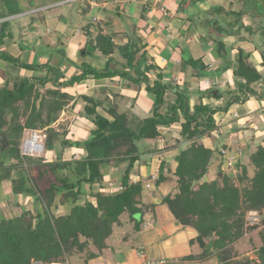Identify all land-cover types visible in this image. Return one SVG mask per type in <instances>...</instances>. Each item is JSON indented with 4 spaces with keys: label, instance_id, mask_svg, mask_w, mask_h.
Masks as SVG:
<instances>
[{
    "label": "trees",
    "instance_id": "obj_1",
    "mask_svg": "<svg viewBox=\"0 0 264 264\" xmlns=\"http://www.w3.org/2000/svg\"><path fill=\"white\" fill-rule=\"evenodd\" d=\"M198 1L188 2L195 5ZM243 1L245 7L253 13V18H257L251 26L242 23L243 11L226 12L218 9L217 12L236 17L234 25H229L230 28L236 26L237 30L227 31V35L240 30H245L250 40L260 35L264 64V0ZM0 6L3 7V4ZM14 7L0 9L2 44L5 36L14 40L12 32H7V35L3 33L9 24V20L3 21V18L24 12ZM31 9L30 6L27 10ZM41 12L30 15H39ZM215 22V30L222 33V24L217 20ZM85 28H82L87 39L82 49L84 56L96 52L108 56L117 52V57L125 60L124 68L129 71L105 69L98 72L82 64L80 74L66 82H59L62 76L59 72L53 77L17 75L11 77V80H5L0 87V134L5 135L8 143L4 149L0 143V188L3 182H7L14 196L28 198L33 207L24 210L19 205L20 214L11 217L3 216L0 211V264H71L72 259H78L83 264H93L106 250L112 248L108 241L113 237L115 229H123L124 217L131 229L123 235L121 242L131 241L134 247L147 218H151L153 223L157 221V207L142 199L141 194L146 185L142 186L141 181H133V177L140 173L139 166L144 163L143 157L169 151L177 147L182 139L189 146L180 150L175 157L176 168L165 171L164 161H161L154 182L155 187H160L166 180V172L176 177L178 192L162 196L160 204L172 222L197 233L189 244H197L201 252L198 255L188 254L180 260L199 261L214 256L217 264H264V232L261 233V247L253 249L258 262L241 257L233 247L245 231L252 232L264 226V143L255 147L249 157L252 176L248 173L247 165L237 161L236 178L223 174L220 181H201L207 174L214 151L198 141L212 136L216 128L214 114L227 112L233 102H238V98L234 101L231 98L223 107L216 109L197 104L193 113H190L185 93H177L172 103L166 100L165 94L170 86L161 83L163 77L159 66L148 63L146 45L141 43L139 37H128L124 45L117 47L113 36L104 35L101 29L93 35L89 28ZM212 41L218 54L226 57L230 53L221 39L212 38ZM248 57L247 53L238 49L234 61L227 63V68L232 70L235 86L242 93L258 96L253 87L263 75L259 69L250 66ZM0 58L12 61L18 70L34 71L43 68L54 72L49 62L42 67L26 64L5 52L0 53ZM184 63L193 68L197 75L204 74L206 67L200 61L189 59ZM131 71L135 78L128 74ZM151 74L155 76L152 86L148 85ZM88 75L97 79L117 75L129 82L145 83V90L155 95L156 99L152 116L140 123H131L127 112L112 103L103 107L112 118L107 119L97 112V108H102L100 102L81 97L84 106L80 115L93 124V129L85 141L67 139L65 124L57 128L54 125L61 113L68 109L71 102L73 104L74 97L61 90L81 83ZM51 84L52 88L49 86ZM214 97L221 98V95L215 92ZM181 119L183 121L176 145L166 146L159 151L155 148L140 150L141 141L159 139L162 136L161 127H169ZM26 130L37 131L45 136L44 153L40 157L21 153V140ZM70 147L84 150L86 156L63 160L64 150ZM219 155L222 156L221 151ZM117 170L119 172L116 174ZM219 172L222 173V170ZM107 176H111V180L120 189L110 192L105 182ZM156 191L154 187L151 188V192ZM8 199L9 196L2 195L0 190V203ZM62 207H66L65 212L57 213ZM249 211H257L260 220L257 225L245 228V217Z\"/></svg>",
    "mask_w": 264,
    "mask_h": 264
},
{
    "label": "crops",
    "instance_id": "obj_2",
    "mask_svg": "<svg viewBox=\"0 0 264 264\" xmlns=\"http://www.w3.org/2000/svg\"><path fill=\"white\" fill-rule=\"evenodd\" d=\"M188 1L190 0H30L32 9L21 14L33 13L35 10L42 11L38 18L45 23L46 32L50 31L52 34L40 36L37 28H33L34 35H38L39 39L33 41L31 38L25 40L21 38L18 45L15 42L10 43L5 49L7 51L14 49L21 51L22 48L28 50L24 57L26 64L42 67L49 62L54 69L53 73L44 69H41V72L21 69L17 74L19 77L45 75L53 77L59 72L62 75L59 82H66L80 74L82 64L98 72H103L105 69L129 71L124 68L125 60L117 57V52L108 56L100 52L84 56L82 49L87 39L82 28L86 26L84 30L89 28L93 35L101 29L104 35L114 37L113 41L117 47L124 45L128 37H139L141 43L146 45L148 63L159 66L163 77L161 83L170 86V90L165 94L166 100L172 103L177 93H185L188 97L190 113H193L194 106L197 104L216 109L223 107L229 99L238 98V102H233L227 112L214 114L216 128L211 133L212 136L198 141L205 148L214 151L209 173L203 176V181L201 180L209 182L214 179L217 165L218 168L223 167L221 170L224 171L225 163L229 159L230 167L233 166L236 169V163L243 150L247 151L264 143V64L261 57L263 48L258 34L252 37V40L248 38L249 35L245 30H240L233 35L226 34L227 31L237 30L236 26L230 28L229 25H234L236 17L217 12L218 9L226 12L243 11L244 26H251L256 21L257 18H253V13L245 7L243 0H200L195 5H190ZM4 20L8 19L3 18ZM216 20L224 28L222 33L214 28L217 25ZM52 36L58 38L57 43L51 39ZM212 38L221 39L226 49H230L226 57L216 52ZM238 49L248 54L250 66L259 69L263 75L253 87L258 96L242 93L235 86L232 70L227 68V63L234 61ZM189 59L200 61L206 67L203 75H197L193 68L184 63ZM128 74L133 78L136 77L133 71ZM4 79L12 78L0 75V86L4 84ZM154 81L155 76L151 74L148 85L152 86ZM49 86L52 88V84ZM61 91L74 97V100L73 104L71 102L68 109L61 113L54 127L65 124L66 137L72 141H85L93 129V124L80 115L84 106L81 97H89L100 102L102 108H97V112L107 119L112 118L105 113L103 107H108L112 103H116L120 110L127 112L131 123H140L153 114L155 100L152 97L153 94L145 90V83L129 82L123 76L97 79L93 75H88L81 83L63 88ZM215 92H218L221 98H215ZM179 116L181 118V113ZM182 121L181 119L179 123L161 127L162 136L154 141H141L140 150L155 148L159 151L166 146L176 145ZM188 146L189 144L182 139L177 147L169 151L146 155L142 159L144 163L139 166L140 173L133 177V181L142 182V178L153 175V169L158 173L161 161H164L165 171L166 169L174 170L177 166L175 157L180 150ZM220 151L221 153L224 151L225 154L220 156ZM85 156L84 150L70 147L64 150L62 159L71 160ZM119 170L115 173L117 174ZM157 176L158 174L155 178ZM165 177L166 180L160 187H155L154 180L150 181L149 185L151 188L154 187L156 192H151V188H144L141 194L144 200L156 205L157 221L153 223L151 218H147L138 237L139 241L134 247L129 242H121L122 244L119 245L117 239L113 242L109 240L108 244L112 246V250H106L104 255L99 256L93 264H162L166 262L217 264L214 256L199 261L180 260L188 254L198 255L201 250L197 244H189L190 240L195 239L197 233L191 228H183L172 222L160 204L162 196L174 195L177 192L176 178L171 177L170 173ZM106 178L112 179L111 176ZM145 183L142 186L147 184ZM86 192H88L87 189ZM59 210L64 212L66 207ZM73 260L78 261V259H72L71 264Z\"/></svg>",
    "mask_w": 264,
    "mask_h": 264
},
{
    "label": "rangeland",
    "instance_id": "obj_3",
    "mask_svg": "<svg viewBox=\"0 0 264 264\" xmlns=\"http://www.w3.org/2000/svg\"><path fill=\"white\" fill-rule=\"evenodd\" d=\"M33 1H38V0H33ZM0 4H3V7L0 6V9H2V8L5 9L6 7L8 8V7L15 6L14 7L15 10L19 9L20 11H26L30 7L31 3H30V0H4V2L0 1ZM37 11L38 10H35L33 12H37ZM31 13L32 12H30L28 14H21L18 16L7 18L9 20V24L7 26H5V31L3 33L5 35H7V32H9V31L12 32V34L14 36V40L12 41L8 36H5L3 39L4 41H2L3 42V44H2L1 39H0V53L1 54L5 52V53H8L9 55H11L15 58H18V59L20 57V62L25 63L24 57H25L26 52L28 50H25L22 48L21 51L18 49L7 51L5 49L6 45H8L10 43H14V42L16 43V45H18L20 43L21 38L23 40L31 38L33 41L39 39L38 35H34L35 33L33 31V28H37L38 34L40 36H45V35L48 36V35L52 34V32H50V31L46 32V25H45V23H42V21L39 20L38 14L31 16L30 15ZM32 20H34V23L32 22ZM51 39L53 41H55V43H57V41H58V38L53 37V36ZM46 64H47V62H46ZM5 66H7L6 69H5ZM40 70H34V71L41 72ZM18 71H19L18 68L13 64L12 61H10V60L6 61V59L2 60V58H0V75L6 76V77H16L18 74ZM51 73H53V72H51ZM152 97L154 100H156L155 95H153ZM31 133L32 132L25 131L23 134V137L21 140V145H20V149H21L22 153H24L26 151L23 149V144L25 143L24 141L30 139ZM43 137H45V136L43 135ZM43 140H42V142H43ZM254 149L255 148H253V149L251 148L247 151L243 150V152L240 153V159H239V161H241L242 163L247 165L248 173L250 176H252V174H253L252 173L253 169L250 165V158L249 157L252 154V152L254 151ZM32 154H36V153H32ZM221 155L223 156L224 154L221 153ZM38 156L40 157L41 154L34 155L33 157H38ZM210 163H211V160H210ZM210 163H209L208 168H207V174L209 173ZM222 168L221 167L218 168V165H217V168L214 171V175H215L214 179H218L220 181V179L222 178L223 175L219 176V174H221L219 172V170ZM224 169L225 170L222 171V174H225V175L229 176L230 178H236L237 170L233 166L230 167L227 165V163H225ZM153 170H154L153 175L149 176L150 178L149 177L142 178L143 179L142 183L146 182L147 184H149L150 181L153 179V176L156 177V175L158 174L157 170H156V172H155V169H153ZM165 175H169V173L166 172ZM171 177L176 178L173 175H171ZM107 180H110V181H107ZM105 182L108 184L110 192L114 193L116 190L119 189V187H116L115 184H113L114 182L111 179L106 178ZM109 183H111L113 185H111V184L109 185ZM9 186L10 185L7 182H3L2 186L0 188L2 195L9 196L8 200H1V203H0V211H1L3 216L11 217V216L19 215L20 214V206H22L24 208V210L33 209L32 203L29 201L28 198L21 197V196H14L11 193ZM86 189L88 190V187H86ZM177 192H178V188H177ZM90 200L94 201L93 199H90ZM144 201H146V200H144ZM146 202L149 203V201H146ZM64 212L62 210H57V213H64ZM126 220H127V218H125V217L122 218V222L124 225L122 227L123 229L121 230V228L120 229L117 228L114 230L113 237H112L113 239L112 238L110 239L111 242H113L117 239V242H119V245H121L123 243V242L121 243L123 235H125L131 229V225H129ZM263 232H264V226H259L256 230H254L252 232L246 231V235H244L240 240H238L237 242H235L233 244L234 249L241 255V257H246L252 261L258 262L257 257L253 253V249L261 247V245L263 243L262 238H261V233H263ZM136 244H137V242L135 243V245ZM35 264H41V263H35ZM72 264H83V263L80 260H78V261L73 260Z\"/></svg>",
    "mask_w": 264,
    "mask_h": 264
},
{
    "label": "built area",
    "instance_id": "obj_4",
    "mask_svg": "<svg viewBox=\"0 0 264 264\" xmlns=\"http://www.w3.org/2000/svg\"><path fill=\"white\" fill-rule=\"evenodd\" d=\"M31 137L29 140L24 141L25 143L23 144V149L26 150L24 153H22L23 155H27V156H34L37 154H43L44 153V146H43V142H44V138L43 135L41 133H38L37 131H31ZM42 135V136H41ZM43 140V142H42ZM38 141V142H37ZM32 153H36V154H32ZM222 154H225L224 151H222ZM227 165L230 166L231 162L227 161ZM152 180H156L155 177H153ZM151 186L149 184L146 185V189H150ZM120 189V188H119ZM260 220V215L257 211H249L245 217V228L250 227V226H254L257 225L259 223ZM244 235H246V231L244 233Z\"/></svg>",
    "mask_w": 264,
    "mask_h": 264
},
{
    "label": "water",
    "instance_id": "obj_5",
    "mask_svg": "<svg viewBox=\"0 0 264 264\" xmlns=\"http://www.w3.org/2000/svg\"><path fill=\"white\" fill-rule=\"evenodd\" d=\"M0 143L2 145V149H4L5 147L8 146V143L6 141L5 135L4 134H0ZM223 174H219V176H222Z\"/></svg>",
    "mask_w": 264,
    "mask_h": 264
}]
</instances>
